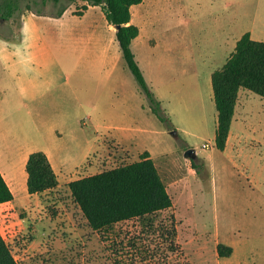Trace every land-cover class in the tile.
<instances>
[{
	"label": "rangeland",
	"instance_id": "rangeland-1",
	"mask_svg": "<svg viewBox=\"0 0 264 264\" xmlns=\"http://www.w3.org/2000/svg\"><path fill=\"white\" fill-rule=\"evenodd\" d=\"M83 5L19 0L0 19V168L16 181V200L0 204V233L15 260L264 264V99L239 90L219 151L210 79L244 33L264 42V0H142L131 9V49L148 85L166 86L176 136L151 112L101 8ZM189 148L194 159L184 157ZM36 151L50 156L59 184L29 196L24 158ZM146 151L171 207L90 228L68 183Z\"/></svg>",
	"mask_w": 264,
	"mask_h": 264
},
{
	"label": "trees",
	"instance_id": "trees-1",
	"mask_svg": "<svg viewBox=\"0 0 264 264\" xmlns=\"http://www.w3.org/2000/svg\"><path fill=\"white\" fill-rule=\"evenodd\" d=\"M81 1L83 9L100 7L108 25L120 26L115 32L121 56L135 78L151 112L173 130L168 114L148 85L131 49L132 41L138 37L139 28L132 23L131 8L142 0H69ZM58 3L59 0H53ZM19 9V0H0V19L7 20ZM63 7L54 15L60 18ZM39 14L41 12L37 11ZM213 101L217 112L214 137L215 148L226 147L234 109L240 89L247 90L264 99V42L244 33L236 42L233 52L221 68L211 74ZM25 172L29 195L55 189L59 182L52 165L42 151L28 155ZM75 204L81 210L88 226L95 231L109 230L113 225L127 220L153 215L172 205L166 186L149 152L130 164L104 170L68 183ZM13 199L7 183L0 172V204ZM227 252L231 248L226 249ZM218 254H222L218 246ZM0 264H19L0 233Z\"/></svg>",
	"mask_w": 264,
	"mask_h": 264
},
{
	"label": "crops",
	"instance_id": "crops-1",
	"mask_svg": "<svg viewBox=\"0 0 264 264\" xmlns=\"http://www.w3.org/2000/svg\"><path fill=\"white\" fill-rule=\"evenodd\" d=\"M94 7H96V6H94ZM134 7V6H133ZM132 7V8H133ZM131 8V9H132ZM64 14V13H63ZM63 16V15H62ZM61 16V17H62ZM89 30L91 31V32H96V30H93V29H90L89 28ZM142 72H143V70H142ZM212 74V73H211ZM211 74H210V79H211ZM143 75H144V72H143ZM145 77V76H144ZM146 80V79H145ZM147 81V80H146ZM148 83V82H147ZM152 88V91H153V93L155 94V96L158 98V100L161 102V104H162V106H163V108H165V110L168 112V114H170V115H173V113L171 112V110L173 109V106H171V104H170V101H169V98L166 96V94H167V89H166V86H164V85H162V84H154L153 86H151ZM238 98H239V95H238ZM237 102H238V100H237ZM236 106H237V103H236ZM236 106H235V109H236ZM235 109H234V114H235ZM216 116H217V113H216ZM174 117H175V114H174ZM233 118H234V115H233ZM233 118H232V120H233ZM232 123V122H231ZM231 127V126H230ZM229 136H230V131H229V135H228V139H229ZM227 139V140H228ZM227 143V142H226ZM149 152V154H150V156H151V158L153 159V155H152V153L150 152V151H148ZM46 154V153H45ZM46 156L48 157V159H49V161H50V163H51V165H52V168H53V170H54V172L56 173V175H57V172L55 171V168H54V166H53V163H52V161H51V159H50V156L49 155H47L46 154ZM27 158H28V155L24 158L25 159V164H26V161H27ZM0 172H1V175L3 176V178H4V180H5V182L7 183V185H8V187H9V189H10V191L12 192V194H13V199L12 200H16V197H15V193H14V189L16 188V181H15V179H14V177L11 175V173L9 172V171H7L6 169H5V167H3L2 169L0 168ZM57 178H58V175H57ZM26 179H27V175H26ZM26 181V180H25ZM59 182V181H58ZM44 192H46V191H44ZM43 193V192H42ZM36 195V194H35ZM30 196V195H29Z\"/></svg>",
	"mask_w": 264,
	"mask_h": 264
},
{
	"label": "water",
	"instance_id": "water-1",
	"mask_svg": "<svg viewBox=\"0 0 264 264\" xmlns=\"http://www.w3.org/2000/svg\"><path fill=\"white\" fill-rule=\"evenodd\" d=\"M120 28V26H116L115 27V30H118ZM169 134L173 135V136H176V131L175 130H170L169 131ZM184 157L186 158H190V159H194L196 157V153H195V150L192 149V148H189L185 151L184 153Z\"/></svg>",
	"mask_w": 264,
	"mask_h": 264
}]
</instances>
